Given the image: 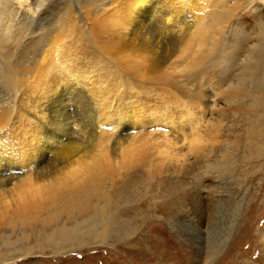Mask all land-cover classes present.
<instances>
[{"label":"rangeland","instance_id":"obj_1","mask_svg":"<svg viewBox=\"0 0 264 264\" xmlns=\"http://www.w3.org/2000/svg\"><path fill=\"white\" fill-rule=\"evenodd\" d=\"M86 1L0 0V146L17 161L14 181L25 180L29 188L0 198V264H264V0H197L196 26L191 18L197 5L172 0L182 12L179 21L170 17L166 26L132 28V45L142 43L141 35L162 43L158 59L178 47V39L185 41L183 52L153 78L132 74L131 63L120 67L103 59L91 36L93 24L120 20L122 10H112L128 0ZM188 23L192 34L185 36ZM8 66L14 85L5 78ZM71 73L97 88L111 114L95 123L82 100L84 111L76 116L64 89L65 115L80 123L71 135L87 143L86 133L99 126L98 139L90 140L98 150L91 155L107 153L118 135H128L127 165L88 201L40 212L47 192L34 190L35 169L54 166L61 157L49 151L35 165L29 128L59 136L23 109L38 101L31 97L41 88L72 80ZM241 79L246 83L237 84ZM250 88L259 96L255 103ZM122 115H132L134 127L126 128ZM18 205L26 212L15 211ZM94 214L104 220L86 223L90 230L72 244L47 240L55 226Z\"/></svg>","mask_w":264,"mask_h":264},{"label":"bare ground","instance_id":"obj_2","mask_svg":"<svg viewBox=\"0 0 264 264\" xmlns=\"http://www.w3.org/2000/svg\"><path fill=\"white\" fill-rule=\"evenodd\" d=\"M101 1L103 3L105 2L103 0H101ZM173 1H175V0H173ZM185 1H187V0H183L182 2H185ZM196 1L197 0H191V2H190V4H191L190 7L197 5L195 7H196V10L198 9L194 13V15L191 14L192 15L191 24L193 22L194 26H196L197 23L199 22V16L201 13V4L198 3V1L197 2ZM88 2H93V3L96 2L98 4L101 3L100 0H87L85 3L87 4ZM176 3H172V0H128V1L124 2V4L120 6V8L112 10L113 13L114 12L118 13V11L122 10V12L118 13V15H120V17H119L120 20L113 21L110 18H108L105 20V22L102 20L103 21L102 23H98L97 25L93 24L94 27H92L93 29H91L92 30L91 36H93V38L97 40V41L95 40L96 42L94 45L99 48V51H100L103 59L104 58H107V59L110 58L114 62H116V64H118L120 67L122 66L121 63L123 65L131 63L132 68L129 71L132 74H134L135 76H139L140 78H151L153 74L159 73L160 70L166 66L164 63H166V62L173 63L174 59L171 60L172 57L179 56L180 53L183 52L182 49L184 48L185 41L182 39H178V40H181L179 43V46L176 47L175 49H173L174 48L173 47L171 51H168L166 49V51L168 53L163 55L164 57L162 59H158L157 55H158V51H160L158 49H160V45L162 43L160 44L158 41H154L155 40L154 39L153 40L154 44H151V42L147 41V39L145 38L147 35H145V36L141 35V37H140L137 34L139 36V39L142 40V43L135 45L134 41H133V45H132V43H130L131 38H132L130 36L133 35V33H132L133 29L132 28L140 27V28L144 29L145 27L146 28L151 27L152 25L155 27V26H158V24H160L161 22L164 23L166 26V24L168 22H170L169 20H171V18H174V20H177L178 18H180L179 16H180V13H182V12L179 8H177V7L175 8L174 4H176ZM188 3H189V1H188ZM182 4L184 5V3H182ZM102 7H104V6H102ZM186 7H188V5ZM195 7H194V9H195ZM124 9H126L127 12ZM105 11H106V9H105ZM100 17H102V16L100 15ZM100 17H99V20H100ZM105 18H107V17H104V19ZM185 20H184V22H185ZM178 21H179V19H178ZM93 23H95V22H93ZM172 24H173V22H172ZM188 24H187V26L185 25L186 28L183 29V30H185V36H189L192 34V32H190L191 24H189V25ZM99 25L100 26L103 25V27H102L103 29H101L99 27ZM179 28H177V29H179ZM172 29H173V26H172L171 30ZM175 31H176V29H175ZM145 32L147 34H150V32L149 33L147 31H145ZM103 34H105L104 38L100 37V35H103ZM155 36H156V34H155ZM157 36H158V34H157ZM165 37H167V36H165ZM169 37H171V36H169ZM160 38H161V36H160ZM186 39H188V38H186ZM148 40H150V39H148ZM158 44H160V45L158 46ZM0 46H1V44H0ZM165 46L168 47V45H165ZM169 48L170 47H168V49ZM96 50L97 49H94V51H96ZM163 50H165V49H163ZM128 51L140 52V53L134 54V53H129ZM176 53H178V54H176ZM97 54H98V51H97L96 55ZM99 56L97 55V57H99ZM6 57H8V58H6ZM102 57H101V59H102ZM5 58L8 59L10 62L11 57H9V55H6ZM139 60H141V62ZM6 69H7L6 70L7 75L5 74L6 81L8 82L9 85H14L13 75H12L13 71L10 70L9 66ZM115 69H116V67H115ZM116 72H117L116 74L118 75V77L122 80V76L119 75L120 72H118V70ZM256 72H257V70H256ZM262 73L261 74L263 75V78H264V72L262 71ZM69 77L72 80H70L69 82L63 83V85L57 84L56 86H54L53 89H50L48 86L41 88L39 91L37 89V91H38L37 95L32 94L33 96L31 95L32 96L31 100L36 97V98H38V101L34 102V104L32 105L30 110L29 109H23V107H22L23 111H26V114L30 115V112L32 113V115H30V116L35 120V122L37 124H39V126H45L48 123L49 126H47V128H50V126H51L52 129L50 128V130H55L56 131L55 134L57 136H59V137L50 136L49 133H47L46 131L45 132L42 131L43 127L42 128L40 127V132L37 135V130L34 128L33 122L31 121V119L29 117L30 123H29L28 127L31 124L33 125L32 128H29V133H30L29 136L31 137L30 143H32L33 138L36 139L35 143H33V144H35V147L33 148V150L35 149L36 153L34 154V156H32L30 154L29 157H31L32 160H34V159L36 160L34 162L35 165L39 164L40 162H43L44 161V154L46 152L48 153L49 151H53L55 153L58 152V154L61 157V159L57 160L58 162L56 165L46 168L47 170L44 169V170H41L40 172H38L35 168L39 169L40 165L36 166V167L34 166L35 182L33 183V186L37 187L34 190H43V191L47 192L46 193L47 194V200L45 202H48V203L44 206L45 202H43L39 206L40 212L41 211L45 212V211H47V209H49L51 207H58L60 205L66 204V203L75 204L78 202H82L84 200L88 201L89 199H91L90 197L92 195L96 194L98 192V189L102 187V184H103L105 179H107L108 177L115 176L117 174L118 170H120L123 165H127L124 163V161L128 156L125 153V150L130 145L129 144L130 140L127 141V139H126V137L128 135L126 137H123V138H121V135H118L115 138V141L113 142L112 147L110 149H107L108 152L107 153H101L100 155H91V152L97 151L98 148L93 143H91V141H90L91 139H94L95 136L100 132L99 126H98L97 130H91V131H95V132H93V134L92 133H89V134L86 133L90 138V139H88L89 141L87 143H86V139H84L83 136L78 135L75 137V136L71 135V132L73 133V131H75L78 128L80 123H75V120H71L70 116L66 117V115H65V111H66L65 106H67V104L63 101V99L61 97L62 91L64 89L70 95L68 98H70L69 100L73 103V107L75 108L74 114H77L76 116H79L78 113H80L81 110L84 111V108L81 107V106L84 107V105L82 104V100H83L84 101L83 103H85V105H87V107H89V113L86 111L85 112L91 116V120H94L95 118H97V120H96L97 122L94 121L95 123L101 124L102 118L105 119V122H106V118L109 115V114H107L106 111L110 107V105L107 108H105L106 104L104 103L102 97L96 95L97 88H92V86H90L89 87L90 89H89L87 84H86V81H85V83L83 82V84H81L78 76H76V74H74V73H71V75ZM263 78H262V80H264ZM248 82H250V81H248ZM33 83L38 84L39 82L35 81ZM245 83H246L245 80L241 79L238 81L237 84L240 85V84H245ZM90 84L92 85V83H90ZM252 84L249 85V83H248L249 87H252ZM26 87H28V86H26ZM34 87L37 88L36 86H34ZM230 88H232V87H230ZM235 88L236 87H234V90H235ZM252 88H250L251 92H249L248 96L249 97L254 96V98H253L254 101L253 100L252 101H253V103H255L259 99V96H258V98H255L257 96H255L254 93H252V91H253ZM245 89H247V86H245ZM101 90H99L100 93H102ZM30 91H31V89H30ZM32 92H34L33 89L31 91V93ZM27 93L29 94V91H27ZM35 93H36V91H35ZM256 94H258V93H256ZM71 95H75V96L73 97ZM231 96L237 98L236 99L237 101H238V99L243 100V96H240V95H236V96L231 95ZM68 98H67V100H68ZM98 98L100 100H98ZM227 98L229 99V96ZM259 102L260 101H258V103ZM64 104H65V106H64ZM83 111H82V113H83ZM103 111H105L104 114H101V116H103V117H101V118L96 117L97 116L96 114H99L100 112H103ZM82 113H80V116H82L81 115ZM49 114H50V117H49ZM130 114H132V113H130ZM61 116H65V117L61 118ZM84 116L85 115L83 114V117ZM109 116H111V114ZM125 117H127V116L122 115V118H125ZM88 119H90V118H88ZM95 123H93V124H95ZM125 123L124 124H125L126 128H127V126H128V128L134 127L132 115H129V117L126 118ZM27 124H26V126H27ZM251 125L252 124H250V126ZM23 126L25 127V125H23ZM120 126L118 125V127H120ZM254 128L258 129L257 127H254ZM23 130H25V128ZM24 132H26V131H24ZM65 134H67V135H65ZM128 138L130 139V137H128ZM68 139H70V140L67 141ZM97 139H94V140H97ZM0 143H2V142H0ZM5 148L6 147L4 145L0 146V198L2 196L8 197V195L12 194V192L16 188L22 189V187H23L24 192L29 191V188L25 186L26 185L25 180L19 179L18 182H16V180L14 181V179L17 178V176H15L16 172H17V161H16V159H14L10 155L9 152H7V149H5ZM28 150H29V152H31L32 144L28 147ZM5 153L7 156L5 155ZM34 163H33V165H34ZM26 165H28V163ZM29 166H30V164H29ZM19 167H20V165H19ZM23 169L21 168V170H23ZM25 170H26V168H25ZM15 191H17V190H15ZM99 195H103V193H99ZM9 199H10V197H9ZM3 205H1V206H3ZM11 205H12V203H11ZM24 205H25V207H27L26 204H24ZM4 206H6V205H4ZM16 210L18 213L26 212V209L25 208L21 209V206H19V205L16 207L15 211ZM15 211H14V213H15ZM98 220H99V222H102L104 219L99 218L95 214L90 215V216L80 217V218L76 217L75 219L71 218L67 224H60L58 226H55L53 228V233L48 234L49 236L47 237V240H52V242H54V243H52L54 246L58 245L62 241H63V243H71L72 244V242L80 239V237L83 234H86L85 233L86 231L90 230L89 227H84V225L86 223H88V222L96 223ZM212 232H214V231L212 230ZM216 233L218 234V231L217 232L215 231L213 233L215 235L214 237H216V235H217ZM227 236H229V235L227 234Z\"/></svg>","mask_w":264,"mask_h":264},{"label":"water","instance_id":"obj_3","mask_svg":"<svg viewBox=\"0 0 264 264\" xmlns=\"http://www.w3.org/2000/svg\"><path fill=\"white\" fill-rule=\"evenodd\" d=\"M258 76H259V73H258V75H257V74L255 75L256 79H259ZM255 90H256V89H255Z\"/></svg>","mask_w":264,"mask_h":264}]
</instances>
